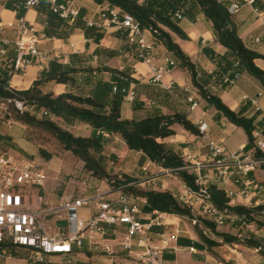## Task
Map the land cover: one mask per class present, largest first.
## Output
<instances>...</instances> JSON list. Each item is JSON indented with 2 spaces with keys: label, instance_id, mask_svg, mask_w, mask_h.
Returning a JSON list of instances; mask_svg holds the SVG:
<instances>
[{
  "label": "crops",
  "instance_id": "1",
  "mask_svg": "<svg viewBox=\"0 0 264 264\" xmlns=\"http://www.w3.org/2000/svg\"><path fill=\"white\" fill-rule=\"evenodd\" d=\"M11 1L0 0V21L6 25L24 17L27 23L35 28L41 38L40 50L50 56L51 59L49 62H44L41 65L29 67L25 74L13 75L10 80V85L16 90L29 89L40 74L46 71L53 62L69 65L74 63L77 66L81 64L92 65L94 67L103 64L119 70L129 67L132 71V77L138 80V83H132L130 85V91H134V99L130 100L129 94L127 95L122 105L123 118L139 119L152 114L174 115L176 112H184L196 126L200 121L206 122L208 124L206 137L194 135L176 124L173 126V129L176 131L174 136L159 140L182 154L186 162L190 158L191 162L208 160L210 158L208 141H214L225 148V138L222 135L227 130L228 124H234L224 118H217V111L213 107L207 106L200 99L196 89L192 85L188 72L176 65H170L171 62H174V57L149 32H146L148 42L154 47L152 65L169 68V72L164 74V82L171 84V88L167 89L160 84L152 82L150 65L138 59L137 50L128 45L125 38V31L111 23L110 16L102 17L103 10L107 7L111 8L107 3L97 4L94 0H90L96 4V6H93L89 3V0H75L76 6L81 10V18L83 21L94 23V27H97L105 33L104 39L98 44L92 39H87L81 31H70V28L66 27L58 30L59 34H63L62 38H58L55 35L49 36L47 31H50V26L46 11L50 10V8L46 2H42L35 8L26 11L23 16H18L16 10L8 9L6 6ZM222 1H229L231 6L234 4L238 5V9L233 14L240 37L249 48L264 54V0ZM111 9L119 11L117 8ZM204 18L207 22L204 21ZM208 21L203 14L198 15L193 21L183 19L181 25L190 39L182 40L173 36L174 40L191 57L192 61L202 73L206 72L216 78L210 84V89L214 94L219 95L223 102L232 110L242 111L247 117L257 115L256 122H260L262 127L264 124V90H261L253 80L247 78L246 73L235 78L234 85L227 83L225 85V82L223 83L226 78H233L229 76V73L223 72L218 66V63L203 51L205 47L211 49L212 52L218 55H224L227 51L226 48L215 41L213 24ZM68 22L72 25L75 21ZM17 37V28L4 27L0 33V46L3 45L1 42L2 38L12 42L10 47L14 46L13 42ZM98 48H103L106 51H101L98 55L96 54ZM111 52H118L119 55L110 59L109 55H111ZM260 61L264 63L262 59H257L255 63L264 70L262 65L259 64ZM31 70L34 71L35 75L28 78L31 76L29 73ZM221 77L223 80L222 83L220 82ZM92 78L94 81L104 80L111 82L112 75L109 72H96L92 74ZM76 79L77 82L75 84H59L54 81L48 82L43 86V90L45 92H53L56 96L66 92L88 94L94 90V82L87 81L86 76L77 75ZM250 90H254L255 93H250ZM245 97L248 99L244 100ZM254 99L258 101V105L262 109L261 111H257L256 106L253 105L252 100ZM194 103L197 106L192 110ZM53 119L75 136L88 137L92 133L88 125L76 124L69 127L64 125L61 119ZM9 136L16 143L12 135L9 134ZM246 144L247 142L238 150L244 148ZM16 145L26 153L20 145L17 143ZM103 155L111 159H117L115 164L116 173H125L138 178L137 186L140 189L157 192L172 191L171 188L167 190L168 186H165L164 183L162 184L164 181L161 179L165 174L170 172L158 167L149 160L144 161L142 153L128 149L120 136L110 138ZM37 162L42 163L41 161ZM160 175L162 176L160 177ZM201 176L203 184L216 183L226 190L228 196L232 192L233 196L230 198L231 205L233 206L238 205L253 208L264 205V168H259L248 176H241L235 173L228 182H224L217 176L216 170L211 165H208L201 170ZM152 185L153 187L149 189L148 187ZM176 185V189L174 190L178 194L183 191L184 185L180 180ZM102 194L108 197V201H115L120 195L119 192L109 194V190H105ZM68 196L79 197L80 195L77 196L75 193L73 195H65L64 193L58 196L59 200L56 204ZM143 202L145 203V201ZM164 214L163 224L161 226H154L151 230L154 228L157 230L153 232L152 236L153 243L157 245H162V235H169L178 231V239L169 242L165 246L164 258L167 264H238L239 260L244 258H247L244 260L246 264H249V260L251 259H256L255 263L252 262L253 264H264L260 254L255 249L244 248L242 250H236L224 245L214 248L213 253H211L203 247L195 230V224L190 219ZM149 216L150 213L140 211L139 217L143 221H147ZM237 222L231 220V224L218 227V229L224 232H231L235 235L254 234L258 238L264 239V235L262 234L264 227L258 228L255 224L238 227L239 223ZM52 227V224H50L49 230L55 232L56 230L52 231ZM106 231L105 238L107 240L106 242L109 243L106 246L110 247L114 254H118V256H111L112 254H109L111 256L109 261L112 263L122 256H126L133 260V264H137L138 254L142 248L137 245L136 240H132L133 246L130 250H124L122 247L123 241L128 239L127 226H111L107 227ZM205 234L208 235L207 232ZM96 247L94 246L93 239L87 238L84 240L82 247L74 246V251L71 255L48 256L44 263L34 264H52L55 262L58 264H98L92 257L95 249H97ZM191 249L194 250L191 251ZM17 254L15 257L11 253H6V250L0 247V264H29L27 260L28 254L25 249L19 248ZM54 259L58 260L54 261Z\"/></svg>",
  "mask_w": 264,
  "mask_h": 264
},
{
  "label": "trees",
  "instance_id": "2",
  "mask_svg": "<svg viewBox=\"0 0 264 264\" xmlns=\"http://www.w3.org/2000/svg\"><path fill=\"white\" fill-rule=\"evenodd\" d=\"M94 1L97 4L107 3L111 8L119 9L121 15H131L138 21L142 29L149 32L174 57L173 65L188 72L200 99L207 106L213 107L217 111V118H224L244 130L247 135V144L244 149L259 154L253 139L254 130L261 128V123L256 122L257 115L247 117L242 111H235L227 106L221 97L214 94L210 89L211 82L215 81L216 78L206 72L202 73L191 57L173 38L176 36L182 40H189L188 34L181 25L182 20L193 21L198 15L203 14L213 24L215 41L227 50L224 55H218L205 47L203 48L205 54L214 59L220 69L229 73L231 78H237L239 75L247 73L256 78L264 88V70L255 63L257 59L264 60V54L249 48L240 37L234 21V14L230 12L231 3L229 1ZM6 6L8 9L16 10L18 16H23L26 12L22 8L17 9L13 0ZM44 7L46 8L45 5ZM46 12L50 26V31H47L49 36L55 35L62 38L63 34H59L58 30L66 27L70 28V31H81L87 39H92L98 44L105 37L104 32L97 27L89 26L81 17L70 25L68 21L62 20L51 10ZM125 38L128 42L126 32ZM128 45L137 50L136 46L129 44V42ZM1 49L5 50L4 54L1 53ZM101 51L106 50L98 48L96 54L99 55ZM136 52L140 60L138 50ZM118 55V52H111L109 58L113 59ZM14 58V46H0V99L13 97L8 88L13 76ZM96 72L111 73V82L94 81L92 74ZM77 75L86 76L87 81L94 82V90L91 93L66 92L56 96L53 92L43 90L46 83L53 81L59 84H75ZM222 81L221 77L220 82L222 83ZM132 83L136 84L138 80L132 77V71L129 67L119 70L103 64L94 67L92 65L81 64L77 66L74 63L69 65L53 62L46 71L40 74L29 89L16 90L24 98V104L29 110L20 112L11 106V115L7 114V117L14 118L16 122L28 129L40 130L50 134L64 151L72 153L82 161L85 172L114 187L116 192L128 197L143 213H151L157 210L160 213L193 219L191 209L180 203L176 194L170 191L142 190L137 186L138 178L115 172L117 159L103 155L108 141L113 136H120L128 149L141 152L144 161L149 160L158 167L169 171L177 176L183 185L194 192L199 193V189L203 187L209 195L208 201L226 215L225 225H229L231 220H235L239 223L238 227H246L248 224H255L258 228L264 227V205L253 208L231 205V198L225 189L216 183L198 184L199 176L188 168L189 164L184 156L159 141L174 136L176 131L173 126L176 124L194 135H199L198 127L188 118L186 113L152 114L139 119L122 117V105L129 94ZM13 114L14 116H12ZM53 118L61 119L63 124L69 127L76 124L88 125L92 133L88 137L75 136ZM7 131V127L0 123L1 147L5 150L15 149L25 154L12 141ZM38 152L40 157L46 161H50L54 157L44 148H39ZM41 193L43 194V191ZM196 220L195 230L203 247L209 252L213 253L214 248L224 245L236 250L255 249L264 261V239H260L254 234L235 235L231 232L221 231L211 220L204 217H197ZM155 231H157L155 228L150 230L151 239ZM1 248L15 257L18 255L19 247L13 244H7ZM25 251L28 254V263L34 264L31 260V251L27 249Z\"/></svg>",
  "mask_w": 264,
  "mask_h": 264
},
{
  "label": "built area",
  "instance_id": "3",
  "mask_svg": "<svg viewBox=\"0 0 264 264\" xmlns=\"http://www.w3.org/2000/svg\"><path fill=\"white\" fill-rule=\"evenodd\" d=\"M42 1L63 20L73 22L81 17V10L76 6L75 0H14V5L17 9L28 11ZM237 9L238 5L234 4L230 12L234 13ZM108 16L111 23L127 33L128 42L136 46L140 60L150 65L152 82L167 89L171 88V84L164 82V74L169 72V68L152 65L154 47L148 42L141 24L131 15H121L120 11L109 7L102 12L103 18ZM86 23L89 26L94 25L89 21ZM4 27L18 30V37L13 42L15 47L13 75L25 74L29 67L51 60L50 56L40 50L41 38L24 17L6 25L0 21V33ZM1 42L4 46L12 44L3 38ZM1 53L4 54L5 50L1 49ZM224 82L234 85L235 78H226ZM8 89L13 97L0 99V123L11 130L17 122L7 117V114L11 115L10 107L13 106L20 112L29 109L24 104V98L14 87L10 85ZM129 98L134 99L133 90L129 92ZM252 103L257 111L262 110L256 99L252 100ZM196 106L194 103L192 110ZM197 127L199 135L206 137L208 124L200 121ZM253 139L259 154L244 148L229 152L222 145L208 141L210 158L197 162H191L190 158L188 161V168L199 176L197 183L202 184L201 170L208 165L216 170L217 176L224 182H228L235 173L248 176L257 169L264 168V124L254 130ZM47 180L48 175L42 164L35 159H27L5 150L0 144V247L13 244L25 248L31 251L33 263H44L48 256L71 255L74 246L82 247L87 238L94 239L96 235L105 237L107 227L125 225L128 239L123 241V249L130 250L133 246L132 240H136L137 245L142 248L138 254L137 264H167L164 258L165 246L178 239V231L162 235V245L154 244L149 236L152 227L163 224L164 213L154 210L147 221H143L139 217L138 206L128 197L120 194L115 201H108L104 194L98 191L91 197L68 196L58 204H51L40 194L45 189ZM176 196L180 203L191 209L193 224H196L197 217H204L217 227L225 226L226 215L208 201L209 195L203 187L196 193L184 185L183 191ZM232 196L233 193L230 192L229 197ZM90 204H93L90 215L81 216L80 210ZM59 222H66L64 229L58 228ZM50 224L56 228L55 232L49 230ZM103 251L106 254L113 253L108 246H105Z\"/></svg>",
  "mask_w": 264,
  "mask_h": 264
},
{
  "label": "rangeland",
  "instance_id": "4",
  "mask_svg": "<svg viewBox=\"0 0 264 264\" xmlns=\"http://www.w3.org/2000/svg\"><path fill=\"white\" fill-rule=\"evenodd\" d=\"M89 3L93 6L96 4L93 1L89 0ZM204 21L207 20L204 18ZM209 22V21H208ZM264 68V63L260 61L259 63ZM31 78L35 75L34 71H30ZM247 74V73H246ZM247 78L253 80V82L257 83L261 90H264L263 86L260 82L252 77L251 75L247 74ZM250 93H255L254 90H250ZM14 116V114L12 115ZM14 119V118H13ZM6 132V131H5ZM8 134H11L14 141L20 145L25 150V154L19 153L15 149H8L14 154H19L27 159H35L37 161H41L43 169H45L48 180L45 185V189L42 190L43 194L41 196L43 199L49 201L51 204H56L59 200L58 196L65 193V195H75L77 196H84V197H91L92 194H95L97 191L103 193L105 190H109V194L115 193L114 187L109 186L106 182L100 181L99 179L92 177L90 174L83 170V163L77 157H75L72 153L64 151L61 145L57 142L55 138H53L50 134L35 130V129H28L21 123L14 125L13 129L7 131ZM225 138V148L229 152L237 151L241 146L245 145L247 142V135L243 129L238 128L234 125L228 124L227 130L222 135ZM15 143V144H16ZM39 148H44L48 152L52 153L54 157L51 161H44L41 159L39 154ZM162 175H160L161 177ZM164 182L165 186L172 189V193H176L174 189H176V184L179 181L177 176L167 173L161 178ZM157 186H159L157 184ZM153 185L148 187L149 189L152 188ZM106 200H109L108 197L104 195ZM93 209V204L86 206L80 210L81 216H89L91 210ZM52 221V220H51ZM65 222H59L58 228L64 229ZM56 228L52 227V231H55ZM264 235V231L262 233ZM106 238L100 235H96V238L93 239L94 246L98 248L95 249V252L92 254L94 261H97L98 264H133V260L130 257L122 256L118 260L114 262H110L111 256H118L117 253H112L111 256L109 254L104 253L103 248L109 244L106 242ZM234 249V248H233ZM247 258L240 259L238 264H246L244 260ZM58 260V259H54ZM249 264L255 263L256 259L249 260ZM58 264V263H52Z\"/></svg>",
  "mask_w": 264,
  "mask_h": 264
}]
</instances>
